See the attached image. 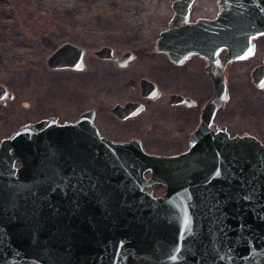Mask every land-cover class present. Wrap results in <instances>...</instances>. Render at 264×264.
<instances>
[{
	"label": "water",
	"instance_id": "95a60500",
	"mask_svg": "<svg viewBox=\"0 0 264 264\" xmlns=\"http://www.w3.org/2000/svg\"><path fill=\"white\" fill-rule=\"evenodd\" d=\"M71 47L56 49L47 66L71 67ZM259 74L253 82L263 88ZM12 98L0 84V104ZM86 122L87 113L62 125L48 118L1 139L0 264L31 258L29 252L41 248L66 249L73 241L111 255L122 238L126 264L140 250H150L157 264L257 260L254 244L264 233V143L257 137H230L219 128L207 134L200 127L178 157L137 150L130 159L126 144L104 140L102 149V138ZM89 138L100 154L88 155ZM147 170L159 177L155 183L166 185L162 196L143 190L149 187L143 179ZM85 218L118 222H78Z\"/></svg>",
	"mask_w": 264,
	"mask_h": 264
},
{
	"label": "flooded vegetation",
	"instance_id": "af4514ba",
	"mask_svg": "<svg viewBox=\"0 0 264 264\" xmlns=\"http://www.w3.org/2000/svg\"><path fill=\"white\" fill-rule=\"evenodd\" d=\"M148 2L155 8L153 13L143 15V19L139 9L129 10L122 18L127 27L115 35L97 42L55 46L53 52L63 45L72 46L68 59L72 65L51 69L46 62V70L71 73L74 96L79 101L87 99V107L71 119L52 113L39 121L55 117L62 125L77 122L87 113L86 123H92L99 133L102 149L104 140L126 144L124 152L130 159L137 150L158 157H178L189 150L190 137L200 127L208 129L207 134L219 128L230 137L245 133L255 136L247 130H232L231 115L248 113L247 107L255 102L242 89L248 86L264 93V87L253 82L260 72L259 80L264 83V0ZM161 6L165 10L162 13ZM133 22L137 25H128ZM150 25L153 30L145 33L144 27ZM104 48L107 51L100 53ZM87 149L89 156L100 154L90 138ZM14 166L20 168L21 164L15 162ZM143 179L149 184L143 190H151L153 196L166 192V185L155 183L159 177H153L150 170L143 173ZM78 222L118 220L85 218ZM258 240L253 252L258 258L253 257L252 262L264 264V233ZM73 242L66 249L54 246L34 250L29 252L31 258L11 264H126L124 238L115 242L111 255L91 248L89 243ZM79 245L81 248H75ZM149 251L132 254L130 263L157 264Z\"/></svg>",
	"mask_w": 264,
	"mask_h": 264
},
{
	"label": "rangeland",
	"instance_id": "374dc122",
	"mask_svg": "<svg viewBox=\"0 0 264 264\" xmlns=\"http://www.w3.org/2000/svg\"><path fill=\"white\" fill-rule=\"evenodd\" d=\"M149 2L1 1L0 55L1 52L3 55L0 57V84L13 94V98L0 104V140L27 122H37L52 113H57L62 119H71L87 107V99L79 101L74 96L72 74L67 71L49 72L46 70V58L61 43L97 42L121 32L127 27L122 18L128 15L129 10L139 9L138 14L143 12L142 18L153 13L155 8ZM4 7L10 10L4 13ZM159 11H165L164 7L161 6ZM136 23L128 25L135 26ZM152 30L151 25L144 27L145 33ZM242 90L255 102L247 107L248 113L231 115L232 130H247L264 143V93L255 92L248 86ZM23 103L27 106L24 107Z\"/></svg>",
	"mask_w": 264,
	"mask_h": 264
},
{
	"label": "trees",
	"instance_id": "16d2710c",
	"mask_svg": "<svg viewBox=\"0 0 264 264\" xmlns=\"http://www.w3.org/2000/svg\"><path fill=\"white\" fill-rule=\"evenodd\" d=\"M1 1H3V0H0V2H1ZM3 10H4L3 12H4V13H6V12H7V11H9L10 9H9V8H6V7H4V9H3ZM2 55H3V53L1 52V55H0V57H1Z\"/></svg>",
	"mask_w": 264,
	"mask_h": 264
}]
</instances>
